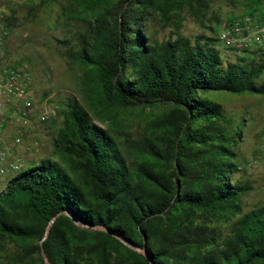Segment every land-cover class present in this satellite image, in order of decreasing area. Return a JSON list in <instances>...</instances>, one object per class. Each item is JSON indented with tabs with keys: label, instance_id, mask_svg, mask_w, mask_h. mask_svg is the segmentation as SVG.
<instances>
[{
	"label": "trees",
	"instance_id": "16d2710c",
	"mask_svg": "<svg viewBox=\"0 0 264 264\" xmlns=\"http://www.w3.org/2000/svg\"><path fill=\"white\" fill-rule=\"evenodd\" d=\"M74 3L89 27L64 56L81 71L87 107L67 98L59 160L0 191V240L18 244L22 264H264V204L243 212L252 186L232 176L242 127L232 132L223 105L202 95H264V49L231 62L216 37L152 42L148 9L169 15L190 0ZM136 107L164 109L140 138H122L121 116Z\"/></svg>",
	"mask_w": 264,
	"mask_h": 264
},
{
	"label": "rangeland",
	"instance_id": "374dc122",
	"mask_svg": "<svg viewBox=\"0 0 264 264\" xmlns=\"http://www.w3.org/2000/svg\"><path fill=\"white\" fill-rule=\"evenodd\" d=\"M181 10H172L169 15L149 8L144 29L152 42H162L181 34L195 40L199 36L216 37L219 24L232 15L250 12L255 6H264V0H190ZM0 8L9 18V37L4 44L3 58L15 64H25L33 77L35 96L39 103L48 100L57 115L44 123L33 122L28 128H9L13 134H22L28 141L38 140L40 147L30 157L34 162L26 164L25 169L39 165L43 159L53 158V142L62 126L60 114L63 102L76 97L87 107L81 93V71L74 63H68L64 52L77 49L81 35L89 27L87 13L80 12L74 0H51L43 4L39 0H0ZM70 10L74 15H70ZM215 46L221 56L228 61L237 62L239 55L226 49L222 43ZM250 57V56H249ZM246 56V58H249ZM258 83L264 82V72ZM202 95L220 103L225 109L228 127L232 132L241 129L240 142L235 146V162L238 171L232 176L241 184L247 183L252 189L242 196L243 212L264 204V156L260 146L264 143V95L245 93L232 94L227 91H206ZM164 108H131L121 116L122 138L137 140L144 134L145 125ZM101 126L105 122L94 116ZM133 142V141H132ZM24 169V170H25ZM14 174L0 176V191ZM222 233L229 230L228 223L221 224ZM21 248L17 243L0 240V263L22 264Z\"/></svg>",
	"mask_w": 264,
	"mask_h": 264
},
{
	"label": "built area",
	"instance_id": "2783aa9c",
	"mask_svg": "<svg viewBox=\"0 0 264 264\" xmlns=\"http://www.w3.org/2000/svg\"><path fill=\"white\" fill-rule=\"evenodd\" d=\"M7 16L0 8V176L23 171L35 150L38 140L28 141L9 128H28L33 122L44 123L57 115L48 100L39 103L34 82L25 64H11L3 58V48L9 37ZM217 43L237 55L246 57L251 51L264 49V7L229 17L219 24ZM264 156V143L260 146ZM13 175V176H14Z\"/></svg>",
	"mask_w": 264,
	"mask_h": 264
},
{
	"label": "water",
	"instance_id": "95a60500",
	"mask_svg": "<svg viewBox=\"0 0 264 264\" xmlns=\"http://www.w3.org/2000/svg\"><path fill=\"white\" fill-rule=\"evenodd\" d=\"M96 228H97V229H100V230H105V228L102 227V226H96ZM141 252H142L145 256H147V255H146V252H145L144 249H142ZM46 262H47V264H50L48 261H46Z\"/></svg>",
	"mask_w": 264,
	"mask_h": 264
},
{
	"label": "crops",
	"instance_id": "0c3cea01",
	"mask_svg": "<svg viewBox=\"0 0 264 264\" xmlns=\"http://www.w3.org/2000/svg\"><path fill=\"white\" fill-rule=\"evenodd\" d=\"M35 158H37V157H35ZM35 158H31L30 159V162H34L35 161Z\"/></svg>",
	"mask_w": 264,
	"mask_h": 264
}]
</instances>
